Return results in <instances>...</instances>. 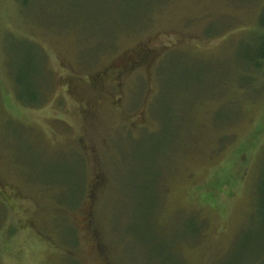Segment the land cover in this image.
<instances>
[{
  "label": "rangeland",
  "instance_id": "374dc122",
  "mask_svg": "<svg viewBox=\"0 0 264 264\" xmlns=\"http://www.w3.org/2000/svg\"><path fill=\"white\" fill-rule=\"evenodd\" d=\"M263 194L264 0H0V264H264Z\"/></svg>",
  "mask_w": 264,
  "mask_h": 264
},
{
  "label": "trees",
  "instance_id": "16d2710c",
  "mask_svg": "<svg viewBox=\"0 0 264 264\" xmlns=\"http://www.w3.org/2000/svg\"><path fill=\"white\" fill-rule=\"evenodd\" d=\"M16 83H17L18 88L20 90L18 93V99L20 98L23 101L26 98V96H29L30 98H35V92H30L27 89V85L24 86V78L19 77V79H18V77H17ZM262 202H263V206H264V194H263V201Z\"/></svg>",
  "mask_w": 264,
  "mask_h": 264
}]
</instances>
